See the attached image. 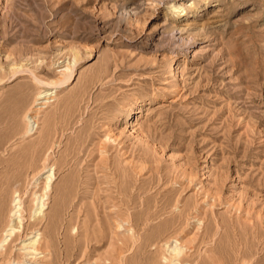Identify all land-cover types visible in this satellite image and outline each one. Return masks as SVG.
Returning <instances> with one entry per match:
<instances>
[{"label":"rangeland","instance_id":"rangeland-1","mask_svg":"<svg viewBox=\"0 0 264 264\" xmlns=\"http://www.w3.org/2000/svg\"><path fill=\"white\" fill-rule=\"evenodd\" d=\"M0 82V264H264V0H0Z\"/></svg>","mask_w":264,"mask_h":264},{"label":"bare ground","instance_id":"bare-ground-1","mask_svg":"<svg viewBox=\"0 0 264 264\" xmlns=\"http://www.w3.org/2000/svg\"><path fill=\"white\" fill-rule=\"evenodd\" d=\"M158 1H160V0H158ZM181 10V9H180ZM73 67H74V65H73ZM68 72V73H67ZM66 73H63L64 75H65V79L63 80L62 79V81H60L59 83H57V82H54V83H56V84H64V83H67L70 79H71V77H72V75H73V73H74V69H70V71H67ZM10 78V77H9ZM4 79H6V78H4ZM3 80V79H2ZM55 81V80H54ZM59 81V80H58ZM1 83V82H0ZM47 83V82H46ZM43 84H45V82H43ZM47 85V84H46ZM43 86V85H42ZM48 95V94H47ZM45 101V100H44ZM44 103L45 102H42V101H40L38 104H37V106H39V105H44ZM36 108V107H35ZM36 110V109H35ZM35 118V117H34ZM28 120H29V122L31 123V128L33 127V124H34V120H33V115H30L29 114V116H28ZM30 128V129H31ZM176 254H173V256H175Z\"/></svg>","mask_w":264,"mask_h":264}]
</instances>
